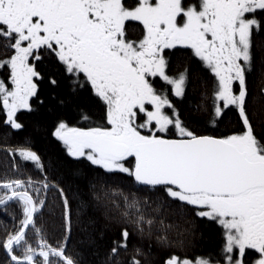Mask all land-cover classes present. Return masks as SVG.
<instances>
[{
  "label": "snow or ice",
  "instance_id": "obj_1",
  "mask_svg": "<svg viewBox=\"0 0 264 264\" xmlns=\"http://www.w3.org/2000/svg\"><path fill=\"white\" fill-rule=\"evenodd\" d=\"M0 70L3 124L50 145L6 148L42 177L0 181L7 264H264V0H0ZM197 220L217 250L172 254Z\"/></svg>",
  "mask_w": 264,
  "mask_h": 264
},
{
  "label": "trees",
  "instance_id": "obj_2",
  "mask_svg": "<svg viewBox=\"0 0 264 264\" xmlns=\"http://www.w3.org/2000/svg\"><path fill=\"white\" fill-rule=\"evenodd\" d=\"M133 34H139V29H136L135 33ZM189 53L190 50L184 49L182 50V52L177 53L172 57L173 71L179 69L183 64H188L192 62ZM3 76L4 72L3 70H0V77ZM209 76H211V74H209ZM209 87H211V80H209ZM53 91H56L60 95L66 94V83H62L59 88L54 89L47 81L41 82L40 93L42 98L49 100ZM21 119L26 124L25 130L22 132H10V130L7 129L6 126L3 124V114L0 113V181L15 178L25 179L27 178V176H31L33 179L42 178L40 177L39 172L33 167L31 162L24 163L22 162L18 153L10 154L6 151V148L14 147L22 143L25 137H31L34 140V150L38 151L39 153L44 154L50 150V145L48 144V142L43 139V137L39 133L34 131L31 124L32 118L29 116H24L21 117ZM14 155L15 162L21 164L20 173H18L13 166ZM84 171L87 172L86 167L84 168ZM0 192H2V188H0ZM48 195L49 200H52L56 196L54 192H50ZM9 211L14 212L16 214L17 221L22 218L19 207L17 205L11 204ZM35 218L37 225L44 229V232L49 242L54 245L55 242L61 238V230L59 228V209H57L55 215H53L50 211L46 209L42 210V215H37ZM191 227L192 232L194 234L190 237V242L187 244L186 247L172 250V254L178 255L182 258L187 257L193 259L197 256H202L207 253H214L220 244V234L212 228L205 227V225L199 220H197L193 225H191ZM5 228L11 231L13 228V222L10 217L0 215V238H3L5 236ZM201 233H203V235H201ZM29 235L30 237H32L31 232H29ZM32 238L33 242L35 243L36 238ZM80 239V233L74 227L72 240L69 244L70 253H75L81 250L82 246L80 244ZM107 243L108 241L106 240L104 242L105 246L107 245ZM167 258V252L157 253L155 257L156 264H163V261ZM0 264H7V257L2 249H0Z\"/></svg>",
  "mask_w": 264,
  "mask_h": 264
},
{
  "label": "flooded vegetation",
  "instance_id": "obj_3",
  "mask_svg": "<svg viewBox=\"0 0 264 264\" xmlns=\"http://www.w3.org/2000/svg\"><path fill=\"white\" fill-rule=\"evenodd\" d=\"M136 35H138V34H132V36H131V38H133V39H135L136 38ZM185 49H187V48H185ZM184 50V49H183ZM188 50H190V49H188ZM174 51V50H173ZM191 51V50H190Z\"/></svg>",
  "mask_w": 264,
  "mask_h": 264
},
{
  "label": "rangeland",
  "instance_id": "obj_4",
  "mask_svg": "<svg viewBox=\"0 0 264 264\" xmlns=\"http://www.w3.org/2000/svg\"><path fill=\"white\" fill-rule=\"evenodd\" d=\"M190 259V258H189ZM194 259V258H193Z\"/></svg>",
  "mask_w": 264,
  "mask_h": 264
}]
</instances>
